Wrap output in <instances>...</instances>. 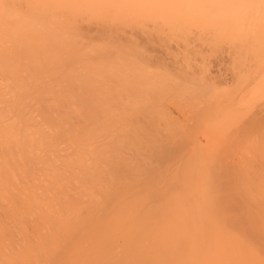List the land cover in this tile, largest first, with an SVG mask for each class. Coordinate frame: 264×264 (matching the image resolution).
Returning <instances> with one entry per match:
<instances>
[{
  "label": "bare ground",
  "instance_id": "6f19581e",
  "mask_svg": "<svg viewBox=\"0 0 264 264\" xmlns=\"http://www.w3.org/2000/svg\"><path fill=\"white\" fill-rule=\"evenodd\" d=\"M0 264H264V0H0Z\"/></svg>",
  "mask_w": 264,
  "mask_h": 264
}]
</instances>
